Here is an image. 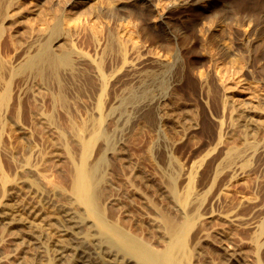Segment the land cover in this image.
Returning a JSON list of instances; mask_svg holds the SVG:
<instances>
[{"label":"rangeland","instance_id":"rangeland-1","mask_svg":"<svg viewBox=\"0 0 264 264\" xmlns=\"http://www.w3.org/2000/svg\"><path fill=\"white\" fill-rule=\"evenodd\" d=\"M2 6L0 264H74L79 252L82 264H152L143 257L169 240L163 216L185 213L195 216L189 264H231L199 249L207 235L264 264V0ZM56 24L74 70H19ZM80 129L105 223L144 242L138 254L73 194ZM222 219L240 235H216L229 227Z\"/></svg>","mask_w":264,"mask_h":264},{"label":"bare ground","instance_id":"bare-ground-1","mask_svg":"<svg viewBox=\"0 0 264 264\" xmlns=\"http://www.w3.org/2000/svg\"><path fill=\"white\" fill-rule=\"evenodd\" d=\"M2 11V0H0V17ZM243 21H245V19ZM51 38H49L33 55H30L21 65L19 70L39 75L45 79L58 78L61 69L74 70V51L69 43L68 33L63 30L60 24H56L52 27ZM9 94V88H7L2 96L3 102L8 99ZM81 133L82 130L80 129L77 132V137L84 147V158L80 163L76 164L74 170L73 194L75 198L82 205L86 206L90 215L103 225L104 229H106L107 234L111 236L113 240L115 239V241L117 240L119 243L121 242L125 244L126 250L130 253L136 254L139 251L141 252V250L146 248V244L144 242L140 241L133 243L132 236L129 233L118 227L110 226L105 223L104 214L98 204L97 194L94 192L93 173L90 170L88 163H86V156L88 151L90 150L91 141L84 139ZM112 158L118 159L119 157L118 155H112ZM189 198L190 194H188L184 199L181 200L184 206H186ZM10 209L14 210L15 205L10 204ZM181 209L184 210L185 208ZM4 215L5 214L1 215L2 221H5L6 215ZM30 218L31 226L38 224L36 219L32 215ZM163 221L169 236L166 247L163 250H154L148 255H145L144 257L142 256L143 259L146 261H151L152 264H189L191 257L193 256V254H195V250H191L189 247V233L195 223V216L190 213H185V215H183V220L178 221L168 215H164ZM213 221L212 223H215ZM217 222H219V220ZM224 223L227 224L228 221H225ZM10 225H13V223H11ZM232 225L229 224L228 228L226 227V229L217 232L215 231L216 235H219V237H223L225 235H231L232 233H235L234 230H236L238 227L236 226V228H234ZM239 230L240 229L238 228V231L236 230V233L238 232L237 234L240 235ZM199 247V249H202L204 252L210 251L217 255L223 256L224 258L229 260L231 264H249L246 259L242 257L240 248H237V246H231L221 239H214V237L208 235L204 236L199 240ZM85 259L86 262L89 261V257H87L86 253L79 252L77 255L76 263L74 264H82L84 263Z\"/></svg>","mask_w":264,"mask_h":264}]
</instances>
